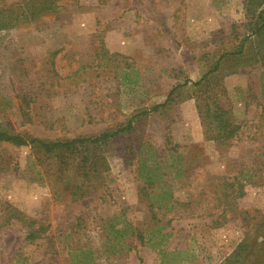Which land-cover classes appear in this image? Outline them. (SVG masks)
<instances>
[{
  "label": "rangeland",
  "instance_id": "1",
  "mask_svg": "<svg viewBox=\"0 0 264 264\" xmlns=\"http://www.w3.org/2000/svg\"><path fill=\"white\" fill-rule=\"evenodd\" d=\"M66 1L31 22L14 13L0 30V98L10 101L0 107V129L55 142L95 138L131 120L132 130L50 154L0 142V264H79L84 251L91 264H161L160 250L166 264H222L241 246L237 264H259L264 0ZM216 103L239 126L223 144L208 139L206 106ZM140 144L161 167L153 186L138 177ZM236 177L244 183L238 199ZM164 191L169 200L158 202ZM147 193L172 209L156 207L154 219ZM23 217L45 228L40 238L26 239ZM157 220L170 235L151 248ZM126 223L131 231L120 241L114 230Z\"/></svg>",
  "mask_w": 264,
  "mask_h": 264
},
{
  "label": "trees",
  "instance_id": "2",
  "mask_svg": "<svg viewBox=\"0 0 264 264\" xmlns=\"http://www.w3.org/2000/svg\"><path fill=\"white\" fill-rule=\"evenodd\" d=\"M58 0H20L18 4L15 5V7L8 6L6 0H0V30L1 29H7L12 26V21H9L8 18H11L14 13H17V16L19 15H26L25 20L31 22L36 17L42 16L46 13H52L56 12L58 8ZM69 1V2H68ZM66 1V4L69 5L72 4L70 0ZM16 18V17H15ZM14 21V20H13ZM16 21V20H15ZM199 84V83H198ZM175 89L169 94V96L166 99V102L163 105L155 107L156 109L162 106H166L168 101L172 98L173 92ZM27 99H30L29 96H23L22 97V104H24V101ZM3 98H0V107L1 110L4 111L10 106V101L6 104L2 103ZM25 105V104H24ZM206 106V112H205V119L208 120V125L211 128L212 132H210V136H208V139L215 140L216 143H227L230 140H234L239 131V126L234 124L233 121H231V116H229V111L224 108V106L220 105L219 103H216L214 107ZM214 108V109H213ZM27 105H25V108L20 106V111L26 112ZM132 130V120L128 122L127 125L113 131V132H105L101 134L98 137L95 138H83V139H77V140H71L66 142H55V141H46L42 139L33 138L30 136H23L20 134H12L7 131L0 129V142L13 144L16 146H33L35 148H38L43 151L44 154H50L57 151L62 150H76L78 147H82L84 145H103L107 143L108 141L114 139L121 133L130 132ZM209 130V131H210ZM152 147V146H151ZM147 150L146 154H149V152L153 153L152 155H155L154 152L151 151L150 145L146 146L143 144H140L137 147L136 150V158L138 162V177L146 186H153L155 184H158L161 182V167L157 164L152 162L151 158H145L143 157L144 151ZM246 178H252V176H248ZM238 178L236 177L235 183L237 184V187L233 189L232 193L235 194V199L241 198L244 195V183H241L240 181H236ZM247 180V179H246ZM245 180V181H246ZM234 182H225V186L232 187ZM235 186V185H234ZM147 200V206L149 207L150 211L153 213V218L156 219L155 216V208L156 209H162L164 211H170L172 209V206H169L167 203L160 206H156L154 200L156 198L160 200H169L170 198V191H164L160 193L159 195L154 194L152 196V193L146 194ZM156 195V198L154 196ZM228 197L227 194H224V198L226 199ZM23 225L27 228L26 232V239L30 242H33L40 238V236L44 233L45 228L43 226H38L37 222L33 219L23 217L20 219ZM264 225V224H263ZM165 225L161 223L160 221H156L155 228L150 231V236L147 238V242L150 243L151 248H159L163 246L164 241L167 237H169V233H164ZM264 227V226H263ZM131 227L128 223H126L122 228L118 230H114V233H116V237L118 240H124L127 235L130 233ZM137 238L140 239L142 242L145 240L144 235L137 234ZM246 247H249L247 245ZM82 252V251H81ZM162 253V261L161 264H166L168 261L165 260V257L167 256V252L160 250ZM243 254V247L236 249L233 254L228 257L224 263L222 264H237L241 261ZM76 258L78 259L79 264H91L92 258L90 251H84L81 253V255H76ZM259 264H264V260L261 261Z\"/></svg>",
  "mask_w": 264,
  "mask_h": 264
}]
</instances>
